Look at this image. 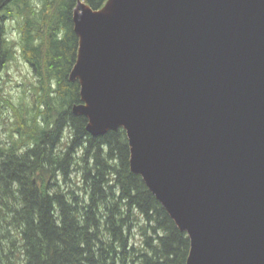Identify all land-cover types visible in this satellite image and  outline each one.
Returning <instances> with one entry per match:
<instances>
[{"label":"water","instance_id":"obj_1","mask_svg":"<svg viewBox=\"0 0 264 264\" xmlns=\"http://www.w3.org/2000/svg\"><path fill=\"white\" fill-rule=\"evenodd\" d=\"M73 20L74 112L126 129L187 264H264V0H79Z\"/></svg>","mask_w":264,"mask_h":264},{"label":"trees","instance_id":"obj_2","mask_svg":"<svg viewBox=\"0 0 264 264\" xmlns=\"http://www.w3.org/2000/svg\"><path fill=\"white\" fill-rule=\"evenodd\" d=\"M78 1L0 0V72L19 54L38 77L27 104L0 89L14 116L0 138V264H187L190 236L132 171L126 129L94 135L74 112Z\"/></svg>","mask_w":264,"mask_h":264},{"label":"rangeland","instance_id":"obj_3","mask_svg":"<svg viewBox=\"0 0 264 264\" xmlns=\"http://www.w3.org/2000/svg\"><path fill=\"white\" fill-rule=\"evenodd\" d=\"M110 2L111 0H108L104 7L107 8ZM7 30L13 38L16 39L18 37L14 22L10 21L7 23ZM37 82L38 77L35 75L33 68L19 54L17 58L12 59L7 66L3 67L0 72V89L2 94L13 103H29L34 93L32 85ZM1 107L0 138L3 141H8V127L13 122L14 116L9 105L3 104Z\"/></svg>","mask_w":264,"mask_h":264}]
</instances>
